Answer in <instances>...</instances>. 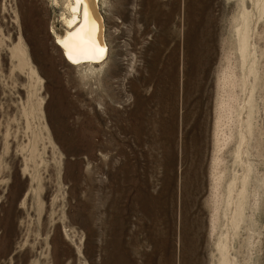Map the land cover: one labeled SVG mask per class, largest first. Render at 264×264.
Instances as JSON below:
<instances>
[{"label": "rangeland", "instance_id": "obj_1", "mask_svg": "<svg viewBox=\"0 0 264 264\" xmlns=\"http://www.w3.org/2000/svg\"><path fill=\"white\" fill-rule=\"evenodd\" d=\"M255 2L101 0L91 72L66 0H0V264H264Z\"/></svg>", "mask_w": 264, "mask_h": 264}, {"label": "bare ground", "instance_id": "obj_2", "mask_svg": "<svg viewBox=\"0 0 264 264\" xmlns=\"http://www.w3.org/2000/svg\"><path fill=\"white\" fill-rule=\"evenodd\" d=\"M57 2H60V1H56V4H57ZM255 3L259 4V5H263L264 0H256ZM65 4H66V8H67L68 13H66V14L64 13L65 15L61 19L62 25L64 27V32H59L54 26L51 25L52 26L51 32L54 33V37H55L54 42L58 46V48L60 49V52H61V55L63 56V58L69 64H71L73 66H77V67L78 66H81V67L86 66L89 68V70L91 72H93V71H95V67L97 66V64H103L105 62V60L107 59L108 54H109V44H108L107 33H106V18L103 14L104 11L102 12L101 0H81V3H77V0H66ZM38 25H42V22L40 20L37 21V26ZM83 73H85V72H83ZM106 77H108V76L106 75ZM64 83H65V81H64ZM66 83L69 84L67 82V80H66ZM74 89L75 90H73V91H76V88H74ZM77 89H78V87H77ZM79 92H81V91L79 90ZM59 93H61V92H59ZM94 94H96V93H94ZM103 99H105V98H103ZM99 101H100V99H99ZM103 103H104V101H103ZM100 104H101V102L99 103V105ZM77 106H79V105H77ZM102 107H103V105H102ZM106 107H104V108L106 109ZM100 108L101 107H99V109ZM91 109L93 110V108H91ZM103 112H104V110H103ZM105 112L107 113V111H105ZM106 115L109 116V114H106ZM97 121H98V118H97ZM88 122H90V121H88ZM94 134L98 135L97 132ZM100 221H101V219H100Z\"/></svg>", "mask_w": 264, "mask_h": 264}, {"label": "snow or ice", "instance_id": "obj_3", "mask_svg": "<svg viewBox=\"0 0 264 264\" xmlns=\"http://www.w3.org/2000/svg\"><path fill=\"white\" fill-rule=\"evenodd\" d=\"M77 3H81V0H77Z\"/></svg>", "mask_w": 264, "mask_h": 264}]
</instances>
